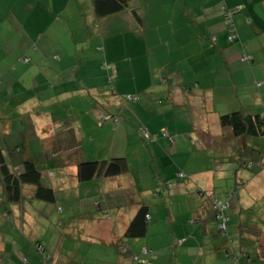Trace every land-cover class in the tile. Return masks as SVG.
<instances>
[{"label":"crops","instance_id":"1","mask_svg":"<svg viewBox=\"0 0 264 264\" xmlns=\"http://www.w3.org/2000/svg\"><path fill=\"white\" fill-rule=\"evenodd\" d=\"M224 6L237 9L233 15L235 40L228 38ZM116 45L125 48V64L134 55L138 59L130 78H138L133 90L139 99L123 109L125 121H113V131L122 130L119 144L124 151L120 153H114V147L99 146L98 133L109 124L101 119L103 111L93 94L114 64L119 73L111 56ZM143 49L144 57H140ZM243 54L249 59L242 61ZM109 61L113 62L110 67ZM256 81L262 82L257 85ZM235 110L244 114L264 110V0H131L127 9L101 17L95 14L91 0H0V152L9 167L10 161L18 165L22 159L33 158L42 181L54 188L56 202L63 199L58 195L60 187L77 189L76 199L66 195L67 203L61 202L69 210L58 205L60 212L53 217L58 224L69 220V228L58 237L61 243L55 246V257L49 254V260L45 263L43 258L39 264H135L130 254L145 256L143 248L154 251L150 264H239L235 242L232 237L217 239L220 234L209 200L196 191L203 178L202 190L215 193L217 179L225 176L217 165L221 158L212 157L214 165L207 162L213 155L209 148L225 147L229 133L212 130L214 125L209 122L219 124L220 114ZM138 124L157 132L156 140H142ZM164 130L174 137L173 142L160 134ZM83 137L88 142L82 143ZM263 137L264 132L237 140L254 160L259 158L257 154L264 155V149L256 148L252 138ZM89 143L92 145L86 148ZM94 144L98 146L94 148ZM117 156L126 158L128 171L77 180L79 160ZM139 156L140 165L134 162ZM179 170L186 178L171 187L165 185ZM238 172L234 174L238 188L259 182L257 175ZM157 186L161 191H154ZM25 189L19 208L14 209L16 203L6 196L3 201L8 204L0 205V219L10 224V230L0 231V241L8 232L20 229L23 234L27 220L34 222V211L27 210L26 203H47L36 199L31 187ZM259 192L258 197L264 195V186ZM236 198L239 203V193ZM139 201L148 209L146 233L125 238L129 253H124L115 242ZM112 203L116 210L109 205ZM96 210L99 215L85 228L90 237L84 242L100 253L74 254L73 244L80 240L77 220L91 217ZM103 214L109 216L103 219ZM235 225L229 217L227 230L237 238L242 223ZM257 229L250 225L247 231L257 235ZM36 239L45 247L46 241ZM254 242L264 259L261 239L256 236ZM13 243L15 239L10 244L11 257L20 259ZM237 246L240 248L238 240Z\"/></svg>","mask_w":264,"mask_h":264},{"label":"rangeland","instance_id":"2","mask_svg":"<svg viewBox=\"0 0 264 264\" xmlns=\"http://www.w3.org/2000/svg\"><path fill=\"white\" fill-rule=\"evenodd\" d=\"M136 51L137 55L140 50V47L136 45ZM125 48L120 47L119 45H116V47L113 48V53H111V56L115 58V62L120 68L119 73H116L115 64L114 69H110L109 72H107V78L106 80L100 85L99 88H96L94 90L93 94H95V104L99 106V108L103 111V113L106 114H115L116 118L118 119V122L125 121L127 113L123 112L124 108H128L130 105H133L134 103H131L129 105H124L122 97L125 96L127 93L135 94L134 88L138 84V78L135 76V80L133 78H130L131 74L133 73L134 69L132 67L137 66V56L134 55L132 61L128 62L127 64L124 63V59H122V55L125 53ZM144 49L143 53L139 54V56L144 57ZM112 66V61L107 62ZM109 78V79H108ZM257 82V81H256ZM259 82V81H258ZM116 86L115 90H112ZM107 90V91H106ZM112 90V91H111ZM91 98V96H89ZM264 113V110H262ZM102 115V114H101ZM104 122V121H103ZM108 126L104 127L99 133L100 137V145H105L107 148H115L114 153H120V151H124V145L122 146L119 144L121 141V135L122 130L114 132L113 131V124H116V122L113 123L112 119L107 120ZM210 125L213 124L212 130H220L224 132H229L228 128H221L217 121L213 120L209 122ZM134 127V125H132ZM228 137L225 138V147L223 148H209L211 151L209 153H212L213 155L208 160V165H214L215 162L213 161L212 157H216L217 159L221 158V161L217 162V165L220 167L221 174L225 173V176L221 179H217V186L215 188L216 196L220 198H225L226 195L230 194L233 187L236 184V178L234 176L235 172H238V175L243 172V174H249L250 176H256L259 182H251V184L246 187L242 186V188H237V193H239V203H237L236 195L233 194L230 199V205L228 208L225 209L226 215L228 217L233 218V222L240 224L242 223V226H240V229L243 228L242 233L237 237H233L230 235V230H227L228 227H226V235H218L217 239L225 238L228 240L229 237H232L233 241L235 242V246H233V249H235V254L237 253L238 249V256H239V262L241 263L246 262V264H263L262 257H259L257 254V243L254 242V239L256 236H258L261 239V252L264 257V195L258 197L260 195V192L262 187L264 186L263 177H264V155L261 158L263 160V163L258 162L257 167L262 166L259 170L257 169H250L248 167H245V162L248 159H251L245 154H240L239 156H236V158L228 159V157L232 153V145L236 144L237 138H233L231 134ZM226 135V133H225ZM253 139V145H255L256 148L261 149L263 151L264 149V137L263 138H252ZM141 141V140H140ZM88 142L87 137L82 138V143ZM92 145L91 143L86 144V148L90 147ZM98 145L94 144L93 147L96 148ZM91 146V149L93 148ZM208 149V150H209ZM130 155V154H128ZM134 162L138 165L142 164V159L139 157H135ZM150 167L154 169V165L150 163ZM206 182L205 179L201 178L198 180V184L203 189V185ZM259 186V188H258ZM258 188V190L255 192V196L253 195V192ZM76 188L67 189L65 187H60L58 189V195L62 196L65 202L67 203V199L70 197V195H73V198L76 199ZM124 191V190H123ZM122 191V194H123ZM1 195V194H0ZM66 195H69L67 198ZM3 196V195H2ZM198 196H202L201 194H198ZM72 200L74 201V199ZM204 198L208 200V197L205 193ZM56 203H38L41 205L48 206L47 209H44L45 206L40 207L41 205H38L34 203L32 206L28 203L25 204L27 206V210L34 211L32 214L33 216V223L27 220V222L24 224L23 229L24 233L21 234L17 230L16 233L8 232L5 237H7L4 240L0 241V264H39L41 260H43V253L37 251L35 249V242L36 238L40 239L42 238L45 242V251L44 253L46 255L51 254L52 257H55L58 247L60 246L61 239L59 240L58 237H61L62 232H64L66 229L69 228V220H61V223L58 224V220L54 219L53 217L56 212H60L57 210L58 205L64 207V211H68L69 208L67 207L68 204L63 205L61 204L62 200ZM123 201H125V197L122 196ZM84 200V198H83ZM79 201V200H78ZM77 201V202H78ZM75 202V201H74ZM189 202H192L189 199ZM125 202L124 204H126ZM193 203V202H192ZM8 203H1L2 207ZM16 207L14 209L19 208L20 205L14 204ZM111 207H113V210H116L115 203L109 204ZM96 209H97V205ZM128 206L125 209V213L128 212ZM42 214L45 216L44 219H42ZM109 214V213H108ZM103 214V219H106L109 215ZM99 215V210H96L92 212L91 217L89 216H81L77 220L78 229L77 235L80 240H77L74 242V246L76 247V250L74 251V254L76 252L81 253L82 255H88L90 256L99 254V250L96 248H91L89 243L84 242L86 239L89 241V235H87L86 229L87 227H90L94 220L92 219L93 216ZM106 215H108L106 217ZM18 217L22 218V213L18 212ZM17 217V218H18ZM77 217V216H75ZM73 217V218H75ZM64 221V222H63ZM75 221V220H74ZM252 223V224H251ZM253 225L254 228L257 229V235L251 231L248 232L246 227ZM97 224H95L96 226ZM235 225V226H236ZM9 228L10 230V224H5L2 219H0V231H5ZM14 236V238H13ZM15 239V243H13V249L15 250V255L19 253L20 259L17 257H11L10 253V244ZM51 239V240H50ZM237 240L239 242L240 248L237 246ZM69 240H66L65 247H68L67 243ZM55 248V246H57ZM20 247V248H19ZM256 247V250L254 248ZM237 248V249H236ZM65 249V248H64ZM240 249H244L248 251L246 257H240L241 255H244L243 251ZM66 250V249H65ZM94 253V254H93ZM223 254H225V251H223ZM249 255V256H248ZM234 257V256H232ZM24 258L26 260L24 261ZM242 258V259H241Z\"/></svg>","mask_w":264,"mask_h":264},{"label":"trees","instance_id":"3","mask_svg":"<svg viewBox=\"0 0 264 264\" xmlns=\"http://www.w3.org/2000/svg\"><path fill=\"white\" fill-rule=\"evenodd\" d=\"M94 8V12L98 17L106 16L110 14H115L120 12L124 9H127L130 6L131 0H91ZM237 9H229L224 6L223 8V19L226 24V30L228 32L229 40H235L237 38L236 28L233 21V15ZM230 12V17L228 20V14ZM132 13L138 19L140 15L137 13L135 9H132ZM242 56H249L248 54H243ZM27 59V58H26ZM249 59V58H248ZM247 59V60H248ZM242 60V57H241ZM245 61V60H242ZM164 81L167 79L162 77ZM262 82V81H259ZM139 99V95L137 93H127L125 96L122 97L123 104L129 105L131 103H136ZM102 120H109L117 121L115 114H106L103 113L101 116ZM219 125L221 128H228L229 132L232 137L237 138L244 135H258L264 132V113H254V114H244L239 110L231 111L222 113L219 115ZM137 132L140 135V138L145 141L156 140L158 133L151 132L144 124H138ZM161 135L165 136L170 142H173L174 137L171 136L167 130L161 131ZM241 140L236 142V147L233 148L231 155L228 158H236L240 154H245L252 156L251 152H248L247 149L242 146ZM254 148H251L253 150ZM250 153V154H248ZM259 158L257 159H248L245 162V167L250 169H257L259 170L262 166L257 167V163H263L261 159L263 155L257 154ZM256 156V157H257ZM18 165L12 164L10 161V167L8 166L7 162L3 154L0 152V178L3 186V193L0 195V205L3 202L4 197L6 196L7 201L10 203H20L22 198L24 197V193L28 186L32 188V195L36 197V199L43 200L44 202L48 203H56V196L55 190L52 186L48 185L47 183L42 181V172L40 171L36 161L33 158L22 159ZM128 171L127 160L123 156L111 157L108 159H83L79 160L76 165V178L78 181H87L93 178L98 177H109L118 174H122ZM186 178V173L183 170H179L176 173V177L172 180L166 181L165 185L171 187L175 181L177 180H184ZM238 187L232 190V192L226 195L225 198H220L216 196V193L213 191L211 192H204L202 189H198L197 191L202 196L207 195L209 200V206L211 211V216L216 220L218 232L220 235H226V227L228 222V216L226 215L225 209L228 208L230 203V197L237 193ZM155 192L161 191V186H157L154 188ZM220 200L221 202L226 204L224 210L219 211L215 205V201ZM138 208L135 214L130 219L127 227L125 228L123 235L116 240L115 244L116 247H119L122 252L129 253L128 247L123 242L125 238L130 237H140L145 235L147 229V205L142 201H139ZM99 208V207H98ZM60 209V207H58ZM221 215L223 218H220ZM221 225H223L221 227ZM242 226V225H241ZM250 226H247L246 229H249ZM243 230V228H242ZM180 243V242H179ZM35 249L41 253H43L44 262L46 263L49 260V255L44 253L45 247L42 242L36 241ZM256 250V247L254 248ZM246 257L248 251H243ZM257 252V251H256ZM142 253L145 256L139 255L137 253H131L130 256L135 264H150L149 258L154 253L152 249L143 248ZM259 257L261 255L257 252ZM226 255H228L226 253ZM249 256V255H248ZM242 257V256H241ZM26 258H24V261ZM263 264H264V259ZM57 264H65L63 262H58ZM197 264V263H193ZM239 264H246V262ZM258 264V263H257Z\"/></svg>","mask_w":264,"mask_h":264},{"label":"built area","instance_id":"4","mask_svg":"<svg viewBox=\"0 0 264 264\" xmlns=\"http://www.w3.org/2000/svg\"><path fill=\"white\" fill-rule=\"evenodd\" d=\"M229 17H230V12L228 14V20H229ZM249 58V56H242V60H247ZM261 82H257V85L260 84ZM215 205L216 207L218 208L219 211H222L225 209L226 207V204L221 202L220 200H217L215 201ZM220 218H223L221 215H219ZM224 219V218H223ZM223 225H221L222 227Z\"/></svg>","mask_w":264,"mask_h":264}]
</instances>
